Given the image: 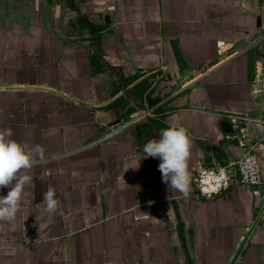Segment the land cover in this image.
Returning <instances> with one entry per match:
<instances>
[{
	"label": "crops",
	"instance_id": "obj_1",
	"mask_svg": "<svg viewBox=\"0 0 264 264\" xmlns=\"http://www.w3.org/2000/svg\"><path fill=\"white\" fill-rule=\"evenodd\" d=\"M227 114L246 118L261 184L170 190L144 143L179 124L190 174L227 164L245 152ZM2 128L46 163L0 224V264H231L247 234L234 264H264V0H0Z\"/></svg>",
	"mask_w": 264,
	"mask_h": 264
},
{
	"label": "clouds",
	"instance_id": "obj_2",
	"mask_svg": "<svg viewBox=\"0 0 264 264\" xmlns=\"http://www.w3.org/2000/svg\"><path fill=\"white\" fill-rule=\"evenodd\" d=\"M192 141L188 130L172 124L160 131L159 138L143 145V158H158L162 181L170 190L183 195L190 192L191 174L189 159ZM45 149L37 144L29 146L13 139L11 128L0 129V189L9 188L7 195H0V224L11 223L22 210L25 188L33 181L30 172L37 164L46 163ZM43 204L49 215H55L59 201L55 189L49 187L43 194Z\"/></svg>",
	"mask_w": 264,
	"mask_h": 264
},
{
	"label": "built area",
	"instance_id": "obj_3",
	"mask_svg": "<svg viewBox=\"0 0 264 264\" xmlns=\"http://www.w3.org/2000/svg\"><path fill=\"white\" fill-rule=\"evenodd\" d=\"M207 72L208 67L192 70V74L197 76H203ZM151 114V110H140L131 122H138ZM226 117L232 124L237 144L245 152L242 156L227 164L214 166L200 164L192 171V186L196 191V195L203 199H213L226 193L235 181L251 187L259 186L262 182V170L254 146L249 142L245 126L246 118L235 114H227Z\"/></svg>",
	"mask_w": 264,
	"mask_h": 264
},
{
	"label": "water",
	"instance_id": "obj_4",
	"mask_svg": "<svg viewBox=\"0 0 264 264\" xmlns=\"http://www.w3.org/2000/svg\"><path fill=\"white\" fill-rule=\"evenodd\" d=\"M221 125H222V127H223V129H224L225 132H229V133H232L233 132V128H232L231 122H229V121H223L221 123ZM248 236H249V234H247L245 236L244 240L240 244V246H239V248H238V250H237V252H236V254H235V256H234V258H233V260L231 262V264H234L235 263V261L238 258V256H239V254H240V252H241V250H242L245 242L247 241Z\"/></svg>",
	"mask_w": 264,
	"mask_h": 264
}]
</instances>
